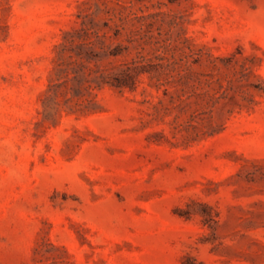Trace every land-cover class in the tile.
<instances>
[{"label": "rangeland", "instance_id": "374dc122", "mask_svg": "<svg viewBox=\"0 0 264 264\" xmlns=\"http://www.w3.org/2000/svg\"><path fill=\"white\" fill-rule=\"evenodd\" d=\"M0 264H264V0H0Z\"/></svg>", "mask_w": 264, "mask_h": 264}, {"label": "trees", "instance_id": "16d2710c", "mask_svg": "<svg viewBox=\"0 0 264 264\" xmlns=\"http://www.w3.org/2000/svg\"><path fill=\"white\" fill-rule=\"evenodd\" d=\"M70 37L66 39L63 43H60L57 47L61 49L62 52L70 51L73 52L79 59L78 65L84 66V62H90L91 59L97 56L98 53H94L93 44L89 40L90 34L87 30L81 29L77 30ZM93 54V55H92ZM119 53H113L116 56ZM72 57V54L70 55ZM98 77L93 81L94 88L102 89L105 86L123 89L128 86V80L130 79V74L127 72L122 73V75H109L104 71L98 70ZM91 83L86 87L91 88Z\"/></svg>", "mask_w": 264, "mask_h": 264}]
</instances>
